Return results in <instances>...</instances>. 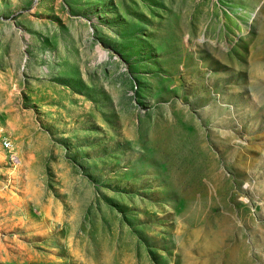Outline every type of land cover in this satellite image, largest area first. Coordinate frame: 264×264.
<instances>
[{"label":"rangeland","instance_id":"374dc122","mask_svg":"<svg viewBox=\"0 0 264 264\" xmlns=\"http://www.w3.org/2000/svg\"><path fill=\"white\" fill-rule=\"evenodd\" d=\"M0 264H264V0H0Z\"/></svg>","mask_w":264,"mask_h":264}]
</instances>
